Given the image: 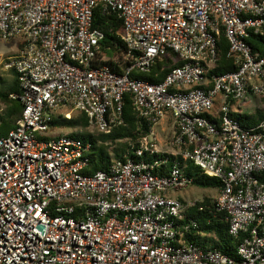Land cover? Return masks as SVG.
Here are the masks:
<instances>
[{
    "label": "built area",
    "instance_id": "1",
    "mask_svg": "<svg viewBox=\"0 0 264 264\" xmlns=\"http://www.w3.org/2000/svg\"><path fill=\"white\" fill-rule=\"evenodd\" d=\"M98 9L123 19L126 51L102 53ZM222 35L237 69L212 74ZM253 36L264 37V0H0V40L21 42L5 64L21 113L0 137V264H264V117H237L264 113ZM167 59L162 82L132 77ZM126 94L153 120L134 158L89 175L90 143L46 138L69 110L110 134ZM182 159L221 182L215 205L243 236L237 257L186 239L198 224L185 215L193 203L172 196L194 185Z\"/></svg>",
    "mask_w": 264,
    "mask_h": 264
},
{
    "label": "trees",
    "instance_id": "2",
    "mask_svg": "<svg viewBox=\"0 0 264 264\" xmlns=\"http://www.w3.org/2000/svg\"><path fill=\"white\" fill-rule=\"evenodd\" d=\"M94 28H98L105 33L103 40L102 53L108 55L113 53V56L126 51L127 47L121 37L123 29V19L115 12L103 13L101 9L95 12ZM255 51L264 54V37L253 36L250 39ZM219 57L216 67L211 71L212 74H221L237 69L234 58L228 56L229 44L224 35L220 40ZM172 61H158L149 73L133 72L132 77L142 80H147L154 83L162 82L169 70L162 71V67L170 64ZM109 64H113L110 60ZM11 77L7 80L8 86L4 84L0 87V104L5 105L6 110L3 116V122L0 127V137L14 127L17 117L21 113V104L18 100H13L9 96L11 93L21 92L20 81L15 70H9ZM4 83L3 80H1ZM124 123L115 128L110 134L100 133L93 130L87 116L84 113H79L76 117L63 118L62 115H56L51 126V133L47 139L53 137V132L58 131V137L71 135L81 138L85 143H90L92 146L90 153V167L86 171L87 174L93 175L98 171L107 170L110 164L115 159L134 158L132 147L137 145L138 141L148 135L153 125V120L142 118L135 109L133 97L131 94L124 96L123 108ZM242 122L252 121L247 123L248 126H254L264 117V113L258 112L254 117L244 115L237 116ZM74 129L75 131H71ZM183 161V159H182ZM185 173L194 178V185L204 189L217 190L221 186V182L205 175L201 169L196 167L190 161H183ZM183 203L185 200L181 199ZM185 215L187 220L194 219L198 226L192 228L193 231L186 234L188 241H198L204 239L205 242H212L214 249L220 250L223 253L237 257L238 247L243 241V236H232L229 233V223L227 221V213L218 211L215 205V200L205 198L202 201H197L189 207Z\"/></svg>",
    "mask_w": 264,
    "mask_h": 264
},
{
    "label": "rangeland",
    "instance_id": "3",
    "mask_svg": "<svg viewBox=\"0 0 264 264\" xmlns=\"http://www.w3.org/2000/svg\"><path fill=\"white\" fill-rule=\"evenodd\" d=\"M21 49V42L19 40H7L3 41L0 40V87L4 84L5 86H8L9 82L7 80L11 77V72L5 68V64L10 62L11 59L15 58L19 54V50ZM109 56H113V53H109ZM1 80L4 81V83L1 82ZM10 80V79H9ZM257 110L256 106H251L248 111L254 112ZM68 114H71V117H76L78 115V112L69 110L67 111ZM169 119L167 118V121ZM244 125L247 123H253L252 121L242 122ZM156 129H159V126H156ZM71 131H75L72 129ZM163 136V134L161 135ZM166 138H163L161 140H165ZM171 165H168V169H170ZM172 196L178 198V199H183L185 201H191L193 205L197 201H202L205 198H211L212 200H216L218 197V191L214 189H204L200 188L196 185H193L187 189L178 191V192H173ZM198 243H201L205 245L207 248L214 249V245L212 242L208 241L205 242L204 239H199Z\"/></svg>",
    "mask_w": 264,
    "mask_h": 264
},
{
    "label": "crops",
    "instance_id": "4",
    "mask_svg": "<svg viewBox=\"0 0 264 264\" xmlns=\"http://www.w3.org/2000/svg\"><path fill=\"white\" fill-rule=\"evenodd\" d=\"M169 120L168 121H165L164 122V125L162 127H164V129L166 130L164 133H163V136L162 138H166L167 135L170 134V129L172 128V124H173V119L170 117L168 118ZM160 133V132H159ZM166 134V135H165ZM160 135H162V133H160Z\"/></svg>",
    "mask_w": 264,
    "mask_h": 264
}]
</instances>
